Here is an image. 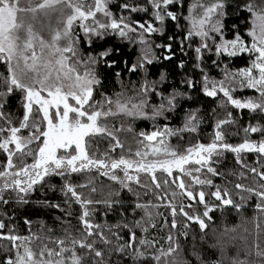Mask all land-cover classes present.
Listing matches in <instances>:
<instances>
[{"label": "snow or ice", "instance_id": "6c2138e0", "mask_svg": "<svg viewBox=\"0 0 264 264\" xmlns=\"http://www.w3.org/2000/svg\"><path fill=\"white\" fill-rule=\"evenodd\" d=\"M113 3L114 0H0V62L6 65V74L0 72V153L4 157L0 160V204H28L33 193L45 187L55 190L56 185L49 186V181L59 177L63 180L60 191L67 198V207L61 209L60 204L48 200L39 203L60 209L65 218L73 216L72 204L78 205L80 225L76 235L66 227L63 238H44L35 233L16 234L14 228L4 231L7 225L0 219V240L10 242L6 249L0 245L5 251L0 264H112L110 257L116 254L127 257L132 264H177L174 256L179 243L171 231L165 237L166 249L157 247L155 239L138 238V231L147 233L149 228H157V217H163L162 228L179 229V217L185 229L182 234L187 235L190 224H198L201 231L206 229L211 212L225 206L239 209L241 204L233 199L232 191L210 178L224 175L218 165L229 153L240 167L230 175L245 180L251 173L252 179L250 185L235 183V195L241 202L249 196L258 198L256 208L264 212V125L242 127V141L231 143L228 138L239 135V131H226L228 126L237 124L233 112L226 111L223 118L216 120L209 142L197 140L184 148L174 146L171 138L183 140V133H198L203 123L199 109L189 110L181 127L165 124L150 132H139L136 150L129 147L125 154V143L118 135L125 131L123 125L116 128L108 123L110 117L117 116L167 120L182 108L181 101L192 100L180 88L168 90L167 72H161L158 80L149 79L151 66L161 59L156 49L166 50L168 54L163 59L169 61L177 50L182 56L189 51L195 53L194 70L200 69L201 79L186 76L180 82L184 89L195 91L199 83L200 91L207 97L222 94L218 104L221 109L230 105L264 114V0L236 5L251 15V27L246 33L250 41L235 30L236 25L232 26V38L226 37V17L233 7L228 0H137L116 5L122 9L119 13L113 11ZM134 13H144V17L136 19ZM53 16L57 18V27L50 40L45 39L35 30V24ZM182 20L187 27H182ZM170 21L180 31L168 36L163 44L155 43L151 37L163 36ZM110 36L140 46L135 62H123L126 72L142 75L131 96L122 91L111 97L100 91L103 80L99 69L117 64L111 57L119 54V48L84 53L79 47L81 43L92 45ZM206 54L224 58L247 54L249 59L247 66L235 70L229 63L224 64L222 78L217 79L210 77L203 67ZM220 64L218 59L211 60L212 67L218 68ZM178 67H185L183 59ZM116 76L121 77L122 73L117 72ZM241 89L254 90L258 95L236 98L234 94ZM97 93L100 99L95 98ZM13 96H18L19 116L8 108ZM156 97L158 102L154 101ZM126 131L132 132L131 126ZM250 133L261 138L251 139ZM97 137L109 140L103 153L95 147ZM117 149L121 154L114 156ZM253 153L260 167L246 163L247 155ZM91 171L132 194L134 201L126 204L120 198L122 192L112 190L105 198L94 199L97 188L93 181H71L74 174ZM158 173L162 178H158ZM142 175L148 177L147 183ZM141 197L154 199L142 202ZM206 197L219 203L210 204ZM184 198L189 203H184ZM197 204L203 206L202 213L195 210ZM97 205L104 206L105 215L116 213L119 208L121 219L114 224L95 223ZM161 207L169 210V216L159 211ZM138 211L143 215L136 218ZM129 215L131 219L127 218ZM25 223L31 225L27 219ZM67 223L70 225V219ZM47 231L51 233L52 229ZM250 255L254 259L247 264H264V247L257 244ZM193 256L197 264H206L198 252L194 251ZM233 264L246 262L234 260Z\"/></svg>", "mask_w": 264, "mask_h": 264}, {"label": "trees", "instance_id": "16d2710c", "mask_svg": "<svg viewBox=\"0 0 264 264\" xmlns=\"http://www.w3.org/2000/svg\"><path fill=\"white\" fill-rule=\"evenodd\" d=\"M124 2L137 3V0H114L113 11L122 12V9L116 7ZM188 3H191V0H187ZM247 0H228V3L233 7L228 10L226 17V23L228 29H226V37L232 38L233 32L238 30L242 35L245 36L246 40L250 41V37L246 35L247 30L251 27V15L242 7L237 8L236 5H243ZM184 11V10H182ZM126 14V13H125ZM186 15V11H184ZM134 18L140 19L144 17V13L132 14ZM146 18V17H145ZM182 27H187L185 21L180 22ZM236 25V29L232 30V26ZM57 27V19L50 21L47 18H42L41 21L36 22L35 30L40 32L45 39L51 38L52 30ZM178 30L175 27V22H169L166 33L163 36L153 35L151 39L157 44H163L167 41L168 36L178 33ZM182 34V33H181ZM83 36V33H80ZM179 38V37H178ZM81 51L84 53L100 51L106 48H119V54L114 53L111 57L117 61V64L114 67L107 68L101 67L99 71L102 75V87L100 88L101 92L106 93L108 96L115 97L116 94L125 93V96L133 95V88L139 86V83L142 81V75L140 73L129 74L125 71L124 61H128V64L135 62L138 55L140 54V46L132 45L126 41H121L116 36H110L106 40L96 41L95 44L88 45L86 43H81L79 45ZM176 47V44H174ZM155 53L161 59L150 68L149 79L158 80L161 72H167L168 79L166 86L169 91L172 88H180L183 91L188 92L192 96V100L184 102L181 101L182 108L170 116L169 119L165 120L163 118H158L157 120H146V119H136L132 120L128 117L117 116L114 118H109V126H115L116 128L123 125L125 131L118 133L122 142L125 143V154H127V149L131 147L134 152L137 148L136 140L139 139L138 133L141 131L150 132L154 127H163L167 124L169 127L178 128L181 127L184 122L185 113L189 110L199 109L198 115L201 116L203 123L200 124L198 133H183V140L177 139L175 137L171 138V143L179 145L181 148L189 146V144H195L197 140L202 142H209L214 129V124L218 118H223L226 111H232L234 117L237 119V124L228 126L226 131L235 133L239 131L242 127L247 126L248 124L257 125L258 123L264 125V114L253 113L249 110L234 109L232 106H228L227 109H221L218 107L220 100L223 99L222 94L217 98H211L205 96L201 91V85L198 83L196 90L184 89L181 85V80L186 76H192L194 79L199 81L201 79L200 69L194 70L195 53L192 51L188 52L187 56H182L177 50L176 56L172 60H164L163 56L167 55V51L164 49H156ZM183 59L185 61V67H178L179 61ZM218 59L221 61L220 67H212L211 60ZM248 55H242L236 58H224L216 57L214 55H205V61L203 67L205 71L208 72L210 77H215L217 79L222 78L223 66L226 63L230 64V67L235 70L240 67L247 66ZM0 72L6 74V65L3 62H0ZM117 72H121L122 76H116ZM130 81L132 83H130ZM165 87V85H161ZM236 98L245 99L248 97H253L258 95L251 89H241L234 94ZM96 99H100V95L95 94ZM155 102L159 101V97L154 98ZM9 110L14 112L17 116L21 115L19 110V101L18 96H13L10 98ZM213 109L216 110L213 114ZM131 126L132 132L126 131V129ZM244 138V133L239 131V135H233L228 138L231 143H239ZM251 139H260L259 134H249ZM95 147L98 148L100 153L105 152L109 147V140L107 138L97 137ZM121 154V150L117 149L114 156ZM256 154H248L246 158V163L250 166L260 167L259 164H256L255 160ZM3 154L0 153V160H3ZM31 162V161H29ZM261 164H264V160L261 161ZM219 171L224 173L220 177H210L214 180V183L219 185L221 188L227 186L233 193V199L236 203H240L241 207L239 209L232 206H225L217 209L214 212L210 213L212 219L206 221L208 227L201 231L198 224H190V227L186 230L187 235L182 233L185 231L183 228V220L178 217V223L180 225L179 229H170L169 227L162 228L163 217H157V228H149L147 233H141L138 231V238H145L148 240H157V247L163 246L165 249L168 247V241L165 239L168 232L171 231L174 237H176L179 243V249L175 254L174 258L177 261V264H183L184 261L195 262V257L193 252H198L201 257L206 261V264H233L234 260L245 261L246 264L248 261L254 259L255 246L259 244L261 247H264V212H261L256 208V203L258 198L248 197L245 201L241 202L239 198L235 195L237 190L234 189V184L237 182H242L245 184H252L251 173L248 174V179L241 180L237 176H232L230 173L232 171H239L240 167L236 164L235 159L232 154H226L225 158L218 165ZM178 174V173H177ZM158 178H162V174L158 173ZM142 179L145 183L148 182V177L142 175ZM187 179V178H186ZM89 180L93 181L94 186L97 188V193L94 195V199H103L107 196L109 190L120 191L122 192V197L126 204H131L134 201L132 194L127 193L125 190L121 189L119 185L114 184L107 177L99 175L95 171L84 172L74 174L71 177V181L74 184H84ZM259 182V178H256ZM56 185L55 190H50V187H45L41 191L33 193L29 200L28 204H16L9 203L8 205L0 204V219H3L7 225V228L4 231H9L15 229V233L19 235H30L31 233L38 234L44 238L47 236H52L53 238H63L65 233L64 229L69 227L73 231V234L76 235V229L80 228L78 215H79V206L72 204L71 211L73 216L71 218H65L64 214L60 209L48 207L42 203H39L44 200L51 201L54 204H60L61 209L66 208L67 205L64 203L67 199L64 194L60 191V188L63 184V180L59 177H54L49 181L50 185ZM135 188V185H133ZM139 190V189H137ZM177 192L180 190L178 188L174 189ZM81 191L87 192V189H81ZM209 191V189H205ZM248 195V194H244ZM115 198V197H114ZM145 199H154L153 197L144 198L141 197V201L144 202ZM210 204L219 203L215 201L212 197H206ZM184 203H189V201L184 198ZM97 214L94 216V222L100 223L101 225L114 224L121 219L119 216V208H117L116 213L113 214H104V206L97 205ZM195 210L199 213L203 212L202 205H195ZM130 212V209H128ZM160 212L164 213L165 216H169V210L161 207ZM143 215L142 212L137 213V217ZM59 218V219H58ZM131 219V215L127 217ZM31 221V225L25 223V220ZM67 219H70V225L67 223ZM170 219V217H169ZM52 229V232L49 233L47 229ZM123 232V230H121ZM0 245H3L4 248L10 247V242L6 240H0ZM50 247H55V245H49ZM101 247H104L100 245ZM85 252L86 250H79ZM14 254V250H13ZM5 255V251L0 249V257ZM112 264H132V261L127 257L121 258L118 254L111 255L110 257ZM171 259V258H170ZM90 264V262H89Z\"/></svg>", "mask_w": 264, "mask_h": 264}, {"label": "rangeland", "instance_id": "374dc122", "mask_svg": "<svg viewBox=\"0 0 264 264\" xmlns=\"http://www.w3.org/2000/svg\"><path fill=\"white\" fill-rule=\"evenodd\" d=\"M55 19H57V18H56L55 16H53L52 19H51L50 21H53V20H55Z\"/></svg>", "mask_w": 264, "mask_h": 264}]
</instances>
